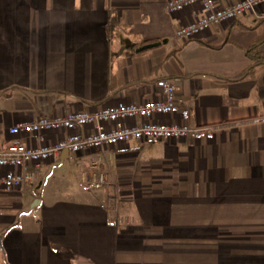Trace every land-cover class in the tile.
<instances>
[{
  "label": "crops",
  "instance_id": "crops-1",
  "mask_svg": "<svg viewBox=\"0 0 264 264\" xmlns=\"http://www.w3.org/2000/svg\"><path fill=\"white\" fill-rule=\"evenodd\" d=\"M167 2L0 0V149L18 123L157 100L160 78L214 133L70 152L8 195L0 167V264H264V4L182 39L195 8ZM73 159L76 186L56 174ZM93 161L102 189L83 181Z\"/></svg>",
  "mask_w": 264,
  "mask_h": 264
},
{
  "label": "built area",
  "instance_id": "built-area-1",
  "mask_svg": "<svg viewBox=\"0 0 264 264\" xmlns=\"http://www.w3.org/2000/svg\"><path fill=\"white\" fill-rule=\"evenodd\" d=\"M263 4L264 0H228L226 5H221V0H168L167 9L170 13H178L189 7L195 8L190 22L176 34L182 39H192L212 26L220 27L252 13ZM154 86L160 92L157 100L138 104L120 102L95 112L70 111L59 117H44L12 126L9 140L0 149V167L7 169L2 177L3 193L8 195L23 184L33 182L41 163L61 157L65 150L85 154L129 141L189 136L199 141L214 139L210 128L189 124V110L181 106L172 79L160 78ZM160 115L173 117L176 121H160L157 119ZM62 130L70 134L51 144L45 143V132ZM83 181L95 189H102L108 183L107 175L97 161H93L83 174Z\"/></svg>",
  "mask_w": 264,
  "mask_h": 264
},
{
  "label": "rangeland",
  "instance_id": "rangeland-1",
  "mask_svg": "<svg viewBox=\"0 0 264 264\" xmlns=\"http://www.w3.org/2000/svg\"><path fill=\"white\" fill-rule=\"evenodd\" d=\"M73 158H75V157H73ZM78 165H79V161H77L76 159L71 160L70 162L67 163V165H65V167L62 168V170L57 171V173H56L57 177L63 176L64 180H69V182H72L71 185H73V186L80 184V179H78V176H77V170L78 169L80 170L81 168L79 167L80 165L79 166ZM54 184H55V182H54ZM107 185H108V183L105 186H107ZM54 188L55 187L52 186V189H54ZM64 188L66 189V185H64ZM58 189H60V187ZM111 193H113L116 196H120V192L118 189H116L115 186L113 187V192H111Z\"/></svg>",
  "mask_w": 264,
  "mask_h": 264
},
{
  "label": "trees",
  "instance_id": "trees-1",
  "mask_svg": "<svg viewBox=\"0 0 264 264\" xmlns=\"http://www.w3.org/2000/svg\"><path fill=\"white\" fill-rule=\"evenodd\" d=\"M253 52V48H249L247 50V54H251ZM234 81V80H231ZM108 200L110 201L111 205L110 208L111 209H116V205H117V196L114 195L113 193H109L108 195Z\"/></svg>",
  "mask_w": 264,
  "mask_h": 264
},
{
  "label": "water",
  "instance_id": "water-1",
  "mask_svg": "<svg viewBox=\"0 0 264 264\" xmlns=\"http://www.w3.org/2000/svg\"><path fill=\"white\" fill-rule=\"evenodd\" d=\"M69 151L68 150H65L64 152H63V154H62V157H61V161H64L66 158H68L69 157ZM39 200H38V202H36V203H34L31 207H30V209H28V210H25L24 211V213H30L31 211H33L34 209H35V207L39 204ZM0 244H1V237H0Z\"/></svg>",
  "mask_w": 264,
  "mask_h": 264
}]
</instances>
